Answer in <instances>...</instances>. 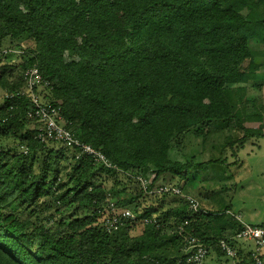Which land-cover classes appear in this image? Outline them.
<instances>
[{"label": "trees", "instance_id": "1", "mask_svg": "<svg viewBox=\"0 0 264 264\" xmlns=\"http://www.w3.org/2000/svg\"><path fill=\"white\" fill-rule=\"evenodd\" d=\"M2 48L24 51L0 55V264H193L190 235L209 248L202 264H217L211 252L252 259L229 209L153 189L202 194L193 173L227 160L171 157L187 133L225 148L264 135L246 125L264 122L250 97L264 87V0H0ZM34 64L43 99L110 165L40 136L24 77Z\"/></svg>", "mask_w": 264, "mask_h": 264}, {"label": "rangeland", "instance_id": "2", "mask_svg": "<svg viewBox=\"0 0 264 264\" xmlns=\"http://www.w3.org/2000/svg\"><path fill=\"white\" fill-rule=\"evenodd\" d=\"M246 66L247 62L244 68ZM3 96L4 90L0 88V102ZM250 97H259L264 101V87L250 89ZM246 125L260 127L264 131V122L250 121ZM232 134L234 138H241L243 130L235 129ZM212 137L218 136L214 134ZM218 141L212 138L205 143L201 134L191 132L180 143L174 142L171 150L173 158L187 159L195 156L198 161H207L219 156L227 157L225 162L212 161L202 170L193 173L198 181L194 184L202 194L191 195L212 212L220 213L229 209L243 222L264 221V135L252 137L244 147L233 145L225 148ZM232 148L238 149L236 155L232 154ZM251 244L254 246L253 241ZM208 259L217 264L224 262V259L218 261L213 252Z\"/></svg>", "mask_w": 264, "mask_h": 264}, {"label": "built area", "instance_id": "3", "mask_svg": "<svg viewBox=\"0 0 264 264\" xmlns=\"http://www.w3.org/2000/svg\"><path fill=\"white\" fill-rule=\"evenodd\" d=\"M18 49L19 50H17V48H2L0 50V55L2 53L6 54L9 52L20 54L24 51L22 48ZM24 77L27 82V92L35 105L34 112H31V114L38 117V119H40V121L43 123L41 132L39 133L40 136L43 139H60L67 146L78 147V149L81 150V153L89 154L95 159V161L110 165L111 163L101 150L92 146L91 144L82 142L78 137L75 136L71 129L65 126V120L61 114L60 106L58 104L43 99L44 94L42 92L44 89L41 88L47 85L48 82L44 80L39 66L34 64L28 67L24 71ZM139 178L146 187V180L140 176ZM153 191L169 193L173 195H182L195 210L200 206V202L195 196L191 194H183L181 189L174 184H162L156 189H153ZM122 215L129 217L133 216L129 209L123 210ZM119 218V215H113L111 223L113 224L114 222H117ZM237 218L243 223V227L237 232V237L249 239L254 242V246L251 251L252 259L246 264H264V223L251 224L243 222L239 216H237ZM109 221L110 220H108V222ZM111 223L110 225H112ZM187 241L191 251L187 258L188 261L192 262L193 264H202L208 255V246L195 235L188 236ZM220 245L222 250L228 256L235 257L237 255L236 250L226 240H221Z\"/></svg>", "mask_w": 264, "mask_h": 264}, {"label": "crops", "instance_id": "4", "mask_svg": "<svg viewBox=\"0 0 264 264\" xmlns=\"http://www.w3.org/2000/svg\"><path fill=\"white\" fill-rule=\"evenodd\" d=\"M246 223H251V222H246ZM264 223V221H262V222H257V223H251V224H263Z\"/></svg>", "mask_w": 264, "mask_h": 264}]
</instances>
